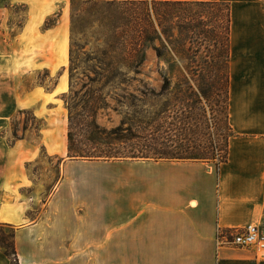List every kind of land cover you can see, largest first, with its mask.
<instances>
[{"label":"crops","instance_id":"1","mask_svg":"<svg viewBox=\"0 0 264 264\" xmlns=\"http://www.w3.org/2000/svg\"><path fill=\"white\" fill-rule=\"evenodd\" d=\"M12 1L11 5L27 6V17L8 41L6 29L15 26L6 19L11 9L0 7V225L14 229L18 264H70L64 258L70 250L72 217L64 200L70 194L65 189L67 164L62 165L61 181L49 190L43 216L33 219L31 213L40 199L33 171L39 143L49 155L54 141L44 129L38 134L27 129L15 141L10 131L19 110L45 117L42 107L47 109L56 95L68 89L70 29L65 7L70 0ZM187 1L230 6L229 122L234 135L229 139L228 159L218 171L205 162L178 161L175 168L149 160L135 162L154 170L178 169V174L172 175L174 195L167 198L162 192L174 186L166 180L167 173L141 179L150 184L132 198L136 232L127 231V242L136 250H178L173 264H264L253 248L217 242L220 231L247 224L264 228V0ZM57 8L63 10L61 19L42 29ZM39 70L56 76L51 91L38 84L24 86V76ZM48 252H58L62 259L48 261ZM0 264H10L1 248Z\"/></svg>","mask_w":264,"mask_h":264},{"label":"trees","instance_id":"2","mask_svg":"<svg viewBox=\"0 0 264 264\" xmlns=\"http://www.w3.org/2000/svg\"><path fill=\"white\" fill-rule=\"evenodd\" d=\"M5 0L0 7H7ZM225 6L227 15L213 29L207 25L206 6ZM60 12L45 22L54 26ZM194 32L199 46L213 41L215 57L207 54L189 58L192 66L183 71L157 69L146 74L140 68L144 57L137 54L85 55L75 48L88 44L86 31L104 28L101 44L113 50L120 46L134 49L153 43L157 28L164 33L178 27ZM187 21V22H186ZM196 22V23H195ZM230 6L225 2L187 0H70L69 90L62 95L67 108V156L90 161L165 160L213 163L218 171L228 159L229 139L234 135L229 122ZM190 47L192 36L188 37ZM100 38H96L99 41ZM186 43V42H185ZM132 48V49H133ZM161 56V54H158ZM93 62L79 71L81 63ZM159 83L156 90L151 85ZM174 84V87L172 85ZM116 91H120L118 94ZM129 102L120 123L106 128L97 121L111 101ZM23 120L20 131L15 121ZM40 122L31 110H19L11 121L12 141L22 139L27 129L39 130ZM12 242L0 241V248L18 264Z\"/></svg>","mask_w":264,"mask_h":264},{"label":"rangeland","instance_id":"3","mask_svg":"<svg viewBox=\"0 0 264 264\" xmlns=\"http://www.w3.org/2000/svg\"><path fill=\"white\" fill-rule=\"evenodd\" d=\"M12 2V0L8 2L7 7L11 9V14L6 16V19L7 21L10 20L15 28L11 30L8 26L6 29L8 41L13 39L17 30L24 25L27 17V6L24 4L11 5ZM4 3L5 0H0L1 5ZM193 10H205L208 15L206 23L210 29L220 24V21H224L223 19L227 15V9L224 5L206 6L203 9L194 8ZM57 12H60L58 21L61 19L63 10L57 8L45 19L42 29L45 28L46 20L54 18ZM65 16L69 20L70 29V1L65 7ZM183 22L182 18H178V27H171L166 33L157 28V37L153 43L146 42L135 49L132 46L120 45L113 50L104 48L101 42L107 36L106 31L102 27L97 28L95 26L86 31L88 44L80 41L79 45L82 48H75V51L80 58H84L85 55H101L103 52L114 55L136 53L137 58L144 57L140 68L146 74H154L157 69H162L166 73L171 70H178L179 72L183 71L185 67L192 66L189 58H196L205 54L215 57L218 48L214 46L213 41L207 42L206 47L205 45L199 46L196 43L199 38L194 32L180 28L179 25ZM189 36H192L193 46L187 50L190 46ZM96 38H100V40L96 41ZM93 65H95L93 62L81 63L79 71ZM68 67L69 63L67 72ZM55 83L56 76L51 77L45 70L24 76V86L26 87L38 84L51 91ZM151 85L154 89H159V83L154 82ZM68 90L69 86L65 93ZM116 92L120 93V91ZM63 94L56 95L55 100L46 107L47 109L42 107V111L47 113L45 117H36L40 122V128L36 131L37 134L44 129V132L53 138L54 143L49 145L51 152L49 155L46 153L44 143L41 141L39 143L40 156L33 171L35 177L38 178L40 199L37 210L31 213L33 219H40L43 216L44 203L50 193L49 190L61 181L62 165L67 164L65 189L70 194L64 200L72 217L70 219V250L64 252V258L69 259L70 264H160V262L161 264H173L172 262L178 261V250H136L133 248L134 245L127 242L126 238L127 231L136 232L132 198L135 194H142L150 184L143 183L141 179L153 177L158 173H167L165 175L166 180L171 181L174 185H172L173 189L170 192H162L167 198L174 195L176 178L172 175L178 174V169H163L161 167L154 170L145 166L140 167L135 163L147 162L148 160L90 161L69 158L66 154L68 111L62 99ZM119 100L122 103L111 101L109 109L98 112L97 121L101 126L111 128L118 125L125 113L132 108L128 101L121 98ZM24 119H30V115H20L15 121V127L18 131H20ZM121 162H127L125 163L127 165ZM149 162H162L160 165H167L172 168L178 166V161L149 160ZM164 162L171 163L166 164ZM128 212L129 214H127ZM13 231L14 229L8 226L0 225V241L12 242ZM48 253L52 255V257L49 255L48 261L62 259L58 252ZM258 256L264 259V255Z\"/></svg>","mask_w":264,"mask_h":264},{"label":"built area","instance_id":"4","mask_svg":"<svg viewBox=\"0 0 264 264\" xmlns=\"http://www.w3.org/2000/svg\"><path fill=\"white\" fill-rule=\"evenodd\" d=\"M217 242L239 248H253L257 255H264V228L256 224H247L218 232Z\"/></svg>","mask_w":264,"mask_h":264}]
</instances>
